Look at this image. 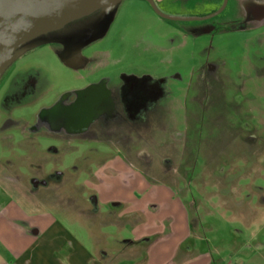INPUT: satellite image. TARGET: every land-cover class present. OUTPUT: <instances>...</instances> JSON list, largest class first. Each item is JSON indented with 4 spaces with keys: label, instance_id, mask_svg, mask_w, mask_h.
Returning <instances> with one entry per match:
<instances>
[{
    "label": "rangeland",
    "instance_id": "rangeland-1",
    "mask_svg": "<svg viewBox=\"0 0 264 264\" xmlns=\"http://www.w3.org/2000/svg\"><path fill=\"white\" fill-rule=\"evenodd\" d=\"M153 1L175 17L220 4ZM254 13L251 22L264 20V9ZM87 46L80 68L48 44L1 74L3 204L95 221L97 179L122 189L141 171L186 204L198 264H264V25L248 27L229 7L205 21H169L125 0ZM122 106L130 118L120 131ZM118 130L130 141L117 143Z\"/></svg>",
    "mask_w": 264,
    "mask_h": 264
},
{
    "label": "crops",
    "instance_id": "crops-1",
    "mask_svg": "<svg viewBox=\"0 0 264 264\" xmlns=\"http://www.w3.org/2000/svg\"><path fill=\"white\" fill-rule=\"evenodd\" d=\"M108 178L94 189L102 218L67 221L34 202L3 204L0 176V264H198L188 208L172 187L141 171L122 189Z\"/></svg>",
    "mask_w": 264,
    "mask_h": 264
},
{
    "label": "water",
    "instance_id": "water-1",
    "mask_svg": "<svg viewBox=\"0 0 264 264\" xmlns=\"http://www.w3.org/2000/svg\"><path fill=\"white\" fill-rule=\"evenodd\" d=\"M123 1L0 0V76L19 56L42 45H61L58 55L66 65L81 61L83 47L104 36ZM144 1L161 18L186 22L218 15L227 0L217 11L204 17L165 15L157 10L153 0ZM83 19L87 21L77 23Z\"/></svg>",
    "mask_w": 264,
    "mask_h": 264
},
{
    "label": "flooded vegetation",
    "instance_id": "flooded-vegetation-1",
    "mask_svg": "<svg viewBox=\"0 0 264 264\" xmlns=\"http://www.w3.org/2000/svg\"><path fill=\"white\" fill-rule=\"evenodd\" d=\"M144 1V0H143ZM219 2H220V4H219V6L215 9V10H213L212 12H210V13H208V14H205L204 16H207V15H209V14H211V13H214L215 11H217L221 6H222V4H223V1L224 0H218ZM146 2V1H145ZM147 3V2H146ZM153 3H154V1H153ZM148 4V3H147ZM154 5H155V7L157 8V6H156V4L154 3ZM148 6L150 7V9L152 10V12L156 15V16H158L154 11H153V9L151 8V6L148 4ZM233 8V10H234V12H235V15L236 16H238L239 18L241 17V18H243L245 21H246V23H247V26L248 27H250V28H256V27H259V26H262V25H264V20H253L254 22H257V23H259V25H257V26H250L249 25V23L250 24H253V21L251 22L250 21V19H252L253 17H256L254 14V11H256V10H258V9H262V8H264V0H227L226 1V5H225V7L223 8V10L219 13V14H221L222 12H224L227 8ZM157 10L159 11V9L157 8ZM159 12H161V11H159ZM162 13V12H161ZM162 14H164V13H162ZM218 14V15H219ZM204 16H200V17H204ZM217 16V15H216ZM159 18H161L160 16H158ZM215 17V16H214ZM213 18V17H212ZM161 19H164V18H161ZM209 19H211V18H209ZM209 19H206V20H209ZM164 20H167V19H164ZM85 21H87V19L85 20V19H83V20H81V21H79V22H77V23H83V22H85ZM170 21V20H169ZM202 21H205V20H202ZM177 22H181V21H177ZM197 22H199V21H197ZM51 46H54L55 48H56V53H58V54H60L61 53V51H62V47H61V45H58V44H50ZM88 47V46H87ZM86 48V47H85ZM82 55V54H81ZM83 57V59H81V61H73V62H69V66L70 67H73V68H80V67H83V66H85V65H87L88 64V62H89V58H87V57H85V56H82ZM118 99V100H117ZM116 99V102L113 100V103H112V108H113V110L114 111H116V110H118L119 109V104H121V102H122V104L125 102V100H123L121 97L119 98H117ZM123 110H124V108H123V106H122V112H121V115L119 116V121L117 122V124H116V127H119V130L121 131V128H120V126H122V125H124V124H126V121L128 120L129 121V118H130V116H129V114L128 113H126V111H124L123 112ZM128 118V119H127ZM87 120H88V116H87ZM78 125H76V129H78L79 131H83L82 130V124L80 123H77ZM118 130V135H122L123 136V138L122 137H118V139H116V142L118 143L119 141H126V139H127V137L124 135V134H122V132H120ZM120 132V133H119ZM89 138H91V137H89ZM120 138H121V140H120ZM128 141H130V140H128L127 139V142ZM113 142H115V141H113ZM115 142V143H116Z\"/></svg>",
    "mask_w": 264,
    "mask_h": 264
}]
</instances>
